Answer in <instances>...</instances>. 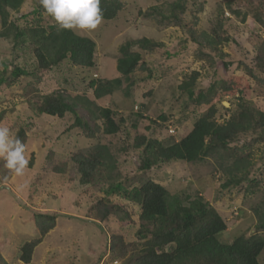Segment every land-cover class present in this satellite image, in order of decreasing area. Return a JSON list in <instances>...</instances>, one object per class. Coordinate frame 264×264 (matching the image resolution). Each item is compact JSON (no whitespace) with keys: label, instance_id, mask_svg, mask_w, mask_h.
Returning <instances> with one entry per match:
<instances>
[{"label":"rangeland","instance_id":"obj_1","mask_svg":"<svg viewBox=\"0 0 264 264\" xmlns=\"http://www.w3.org/2000/svg\"><path fill=\"white\" fill-rule=\"evenodd\" d=\"M118 1L122 3V9L115 19L102 20L95 30H72L75 35L95 42L94 67L91 69L65 62L42 73L41 80L36 82L31 74L36 69L33 44L27 35L23 37L24 44L16 47L12 37L0 38V79H3L0 83V124L9 127L14 136L21 128L25 130V155L33 164L23 176L17 177L0 161V264H23L19 260V251L24 243L38 237L34 227V215L38 213L55 216L56 226L34 249L29 264H132L127 263L128 258L120 260L110 254L109 239L111 234L121 232L125 242H135L139 246L140 241L134 234L138 226L137 207L129 206L132 220L129 225L117 224L113 217L104 223L94 221L92 207L103 195L94 187L78 184L79 178L70 161L73 154L80 150L89 152L97 145L108 148L111 159L108 168L115 164L113 175L117 176V181L127 179L138 186V181L151 179L168 191L170 202L174 196L182 200L187 197L188 202L195 198L207 202L226 225V230L219 236L220 242L231 243L242 235L264 237V231L259 228L264 221V144L254 143V135H242L236 142L238 147H245L242 156H249L247 161L252 164L247 169L245 163L239 169L250 171V178L258 180L252 193L246 191L249 186L246 181L223 189L229 178L223 170L232 163H222L216 157L193 164H163L147 172L143 179L137 171V151L132 148L134 138L145 136L167 146L189 133L202 111L188 101L179 86L193 72L199 74L194 89L196 94L224 79L239 78L245 100L264 113V75L253 71L257 78L254 79L244 71V67L253 68L256 49L264 41V29L254 20L257 12L264 19V0ZM176 3L185 9L180 26L160 25L143 16L153 6L168 14ZM41 8L40 0H23L18 12H10L9 21L20 28L56 26ZM213 28H217L221 38L229 39L218 46L222 58L218 53L201 49L214 58V64H210L199 57L189 30L192 29L195 35H211ZM143 38L162 45L152 52L133 49L141 54V61L152 73L137 70L131 77L123 79L122 85L111 94L96 98L88 82L119 78L116 71L119 48L128 41ZM221 63L228 64L227 71ZM6 64L9 66L5 70ZM15 66L25 69L28 74L11 83L10 73ZM52 93L61 94L68 103L82 102L86 106L91 103L94 107L112 110L115 120H122L121 132L105 136L102 134L103 120L90 121L89 113L80 105L75 108L77 116L90 121L91 128L99 129V135L94 139L85 138L77 129L67 132L75 119L71 114L64 119L39 117L34 108L43 96ZM235 97L222 99L217 105L220 115L228 110L227 118L236 109L239 102ZM138 108L141 113L137 112ZM160 116L173 123L174 136L165 128ZM48 152L55 154L51 163L45 161ZM62 162L68 164L67 172H52L51 167ZM111 200L115 202L116 199Z\"/></svg>","mask_w":264,"mask_h":264},{"label":"trees","instance_id":"obj_2","mask_svg":"<svg viewBox=\"0 0 264 264\" xmlns=\"http://www.w3.org/2000/svg\"><path fill=\"white\" fill-rule=\"evenodd\" d=\"M22 2L23 0H0V38L12 37L16 47L18 44H24L23 37L27 35L33 44L32 54L36 60V69L31 74L36 82L41 80L42 73L49 72L65 62L83 69L94 67L96 45L91 39L77 36L72 30L57 31L56 26L47 29L20 28L9 21L10 12H18ZM100 7L103 20L109 21L116 18L122 9V3L118 0H100ZM229 10L238 15V12ZM184 11V6L176 3L170 7L168 14L158 6H153L143 13V16L154 19L160 25L180 26ZM254 20L264 29V19L258 12L254 14ZM189 33L192 42L198 47L199 57L214 64V58L210 54L201 52L203 48L218 53L220 58L223 57L218 46L227 42L229 38H221L217 34V28L212 29L211 35H195L192 29ZM160 47L161 44L147 38L126 42L119 48L120 56L116 66L119 78L91 79L88 82L95 97L101 98L111 94L122 85L123 79L131 77L137 70L151 74L152 72L147 70V65L141 61V54L133 49L152 52ZM256 51L253 68L244 67L246 74L254 79L257 78L253 76V71L264 75V41ZM8 66L9 64L5 65V70ZM221 66L227 71L228 64L221 63ZM27 74L25 69L15 66L10 73L13 78L11 83ZM198 77L199 74L193 72L179 88L186 94L191 104L200 108L202 114L193 122L189 133L173 144L165 146L162 142L145 136L134 138L132 148L137 151V171L140 177L145 179L147 172L163 164L174 162L193 164L216 157L222 163H232L223 170L224 174L229 175L222 186L223 189L239 186L246 181L249 185L246 191L252 193V188L258 185V180L250 178V171L241 172L239 169V166L245 163L248 165L247 169L252 164L247 161L249 156H242L245 147H238L236 142L240 136L251 134L255 136L254 143L264 144V113L245 100L239 78L224 79L211 84L205 92L196 94L194 89ZM2 80L1 78L0 83ZM226 96H236L235 99L239 102L227 118L225 114L229 111L225 110V114L220 115L217 108ZM81 103H68L61 94L52 93L43 96L34 111L39 117L51 119H64L67 114L73 115L74 122L67 132L77 129L78 133H83L87 139H94L99 135L98 127L91 128L88 123L95 119L103 120L102 134L105 136L121 132L122 120H115L112 110L97 108L91 103L88 106ZM79 105L89 113L90 121L77 116L75 108ZM92 106L94 109H91ZM95 110L98 111L97 116ZM159 119L164 123L167 120L164 116H160ZM219 120L222 121L219 123ZM156 122L154 120L155 125ZM16 137L24 143L27 137L25 130L21 128ZM53 156H55L53 152H48L45 161L51 163ZM110 160L108 148L104 145H97L89 152L80 150L70 158L79 178L78 184L82 187H94L103 195L92 207L94 221L104 223L113 217L117 224L129 225L132 222L129 206L137 207L138 226L134 234L140 244L137 246L135 242L133 244L125 242V236L121 232L111 234L109 252L114 258L120 260L128 258L127 263L132 264H264L263 236L242 235L234 238L231 243H222L219 236L226 230V225L207 202L201 198L188 202L187 197L182 200L175 196L170 202L168 191L151 179L138 181V186L127 179L117 181V176L113 175L116 171L115 164L108 168ZM67 165L66 162H62L60 165L52 166V172L64 174L67 172ZM32 166L31 160L28 168L31 169ZM111 198H115V202H112ZM55 226V216L39 213L34 215V227L38 237L21 246L19 260L23 264L31 262L34 249ZM259 228L264 231V221Z\"/></svg>","mask_w":264,"mask_h":264},{"label":"clouds","instance_id":"obj_3","mask_svg":"<svg viewBox=\"0 0 264 264\" xmlns=\"http://www.w3.org/2000/svg\"><path fill=\"white\" fill-rule=\"evenodd\" d=\"M40 4L44 13L55 22L57 31H91L95 30L103 20L100 0H40ZM164 126L168 131V127L171 126L174 133L170 134L174 136L173 123L168 120ZM25 152V144L12 134L9 127L0 124V161L14 176H23L28 168L29 159Z\"/></svg>","mask_w":264,"mask_h":264},{"label":"built area","instance_id":"obj_4","mask_svg":"<svg viewBox=\"0 0 264 264\" xmlns=\"http://www.w3.org/2000/svg\"><path fill=\"white\" fill-rule=\"evenodd\" d=\"M168 128H169L170 133L173 134L174 133V130L172 129V127L169 126Z\"/></svg>","mask_w":264,"mask_h":264},{"label":"bare ground","instance_id":"obj_5","mask_svg":"<svg viewBox=\"0 0 264 264\" xmlns=\"http://www.w3.org/2000/svg\"><path fill=\"white\" fill-rule=\"evenodd\" d=\"M16 200V199H15ZM9 250V249H8ZM20 252V251H19Z\"/></svg>","mask_w":264,"mask_h":264}]
</instances>
